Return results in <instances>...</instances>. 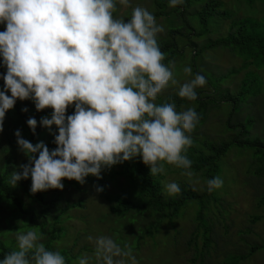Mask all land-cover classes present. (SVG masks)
<instances>
[{
  "label": "clouds",
  "instance_id": "9594fccd",
  "mask_svg": "<svg viewBox=\"0 0 264 264\" xmlns=\"http://www.w3.org/2000/svg\"><path fill=\"white\" fill-rule=\"evenodd\" d=\"M184 2L167 0L170 8ZM118 6L132 8L127 22L115 15ZM0 25L5 26L0 66L6 68L0 73V133L17 100H30L37 111L52 109L51 117L39 123L54 135L56 145L50 150L43 141L33 144L16 130L18 149L28 163L16 166L9 186L30 177L32 194L63 190L65 179L83 185L89 175L102 179L104 171L137 157L151 176L165 174L168 164L194 177L187 152L200 115L194 107L178 111L174 102L156 101L173 86L180 98L195 101L207 80L186 65L182 72L188 79L181 83L175 62L163 63L158 37L165 28L153 12L133 7V0H0ZM70 107L74 111L68 115ZM26 123L35 134L37 120ZM222 186L219 176L206 181L209 193ZM164 191L176 196L181 187L166 182ZM14 235L16 249L0 264H68L59 250L46 246L42 232L18 230ZM87 239L93 253L81 254L75 264H139L127 243L109 235Z\"/></svg>",
  "mask_w": 264,
  "mask_h": 264
},
{
  "label": "rangeland",
  "instance_id": "374dc122",
  "mask_svg": "<svg viewBox=\"0 0 264 264\" xmlns=\"http://www.w3.org/2000/svg\"><path fill=\"white\" fill-rule=\"evenodd\" d=\"M224 1L228 9L239 18L246 16L259 17L264 13V2L262 1H256L252 5L245 0ZM136 6L145 7L151 12L157 10L155 0H133V7ZM131 11L132 8L118 6L115 15L117 17H124L125 22H127ZM168 11L170 10L168 9ZM170 17L169 14L156 17L158 23L162 24L165 28L164 33L159 35L158 40L169 38L171 29L174 26L169 19ZM190 19L194 24L196 23L193 17L190 16ZM178 23L180 24V22ZM196 25L200 27V25ZM209 27V33L203 34L201 37L190 36L188 34L189 31L184 36L178 37L177 42L180 54L173 61L176 64L177 79L181 83L185 82L188 77L184 76L182 68L190 65L193 73H197L194 69L196 65V68L205 71L203 74L200 73L207 77V81L209 84H213L217 92L222 87L230 89L234 94L238 93L244 84L245 74L249 70L256 68L254 66L244 68L243 57L223 47L207 50L201 57H197L195 55L196 45L200 47L208 39H216L227 34L230 22L222 17H217L211 21ZM232 69L238 70V73L233 77L224 76V74ZM259 71L262 75L264 74L262 70ZM206 72H212L215 75L223 74L224 77H210L205 74ZM208 82L205 87L199 88L197 91L202 89L212 94V89ZM219 86L221 87L219 88ZM177 91L178 87H169L162 95L158 96L156 103L162 102L169 94H176ZM218 99L217 95L213 98L216 101ZM242 105V110L238 113H232L231 105H225L221 109L210 110L206 122L191 133L192 137L199 139L207 138L215 142L222 139L223 141L228 140L232 134L239 133V130L226 132L225 126L230 116L233 115L234 119L242 120L247 114H252L258 118L254 133L258 136H263V96L261 94L259 96H248ZM51 112L52 110L46 117L50 118ZM3 129V132L0 133V167L6 170V166L8 165L11 171L8 174L9 176L14 170H17L16 166L28 163L26 157L19 151L14 135L16 130H21L18 126V114L14 109L6 113ZM8 131L12 133H8ZM24 136H26L25 133ZM24 136L22 134L23 138ZM235 149L238 150L237 148ZM236 150L229 152L227 157H224L222 160V164L224 162V170L220 177L223 179L224 190L222 189L221 191L224 192V196L220 197L218 204L223 206V209L222 214L217 213L213 218L215 222L213 224V239L216 240V243L211 247V255L208 257L206 264H226L227 259L233 254L249 255V258L241 261L240 264H264V206H261L260 202H258V198L264 193V174L261 175L256 172L254 167L251 168V171H247L251 155L239 153ZM13 152L16 156L10 159ZM167 174L168 182L177 181L182 178L186 179L200 191L204 190L205 182L196 174L191 179L182 176L178 172L169 173L168 169ZM107 176L106 172L102 173V177H106V182L109 183V192L113 195L123 194L127 189V180L122 179L117 184L113 183ZM196 180L199 183H196ZM100 182L101 179L91 176V181L85 182L83 185L76 186L73 183L63 181V190L50 189L43 192L48 198L52 194H60L64 207L68 204H74L65 214L67 219L63 225L67 229V234L65 232L63 239L53 242L55 250L60 251L63 248L71 249V253L75 258L69 264H75L77 257L83 253H88L89 255L93 253L94 245L87 239L89 235L93 237L109 235L122 245L127 243L132 247L139 264H201L200 260L197 262L192 261L195 258L196 249L193 246L189 247L187 245L191 232L195 228L193 221L195 215L194 208H190L185 216L175 223L178 229L170 225L165 227L162 233L156 236V239L159 241L157 248L154 247L153 242L150 240L141 242L137 247L136 235L142 229L143 223L141 222L145 221V219L148 221V218L142 213H140L141 216L135 214L133 219H131L132 214L127 217H119L112 213L109 209L110 203L102 196L101 191H97V188H100ZM31 184L32 180L29 177L26 180L19 181L14 188L17 189L27 207L39 209L40 203L31 196ZM80 200L83 201L82 204H79ZM26 217L27 215L25 214H19L17 207L9 199L4 198L0 194V243L4 242L7 245L15 243L16 247L17 242L14 231H27L30 229L39 231L38 228L26 226ZM142 217L145 219H142ZM39 220L40 218H38ZM52 225L53 221H48L46 229L51 228ZM184 229L186 230L182 231ZM44 237L43 242L45 243L49 239V236L44 235ZM175 237H178L180 242H182L178 249L175 248L173 243ZM199 243L200 247L203 248L202 237L199 238ZM84 246L88 248L83 249ZM254 246H260V248L251 253Z\"/></svg>",
  "mask_w": 264,
  "mask_h": 264
},
{
  "label": "trees",
  "instance_id": "16d2710c",
  "mask_svg": "<svg viewBox=\"0 0 264 264\" xmlns=\"http://www.w3.org/2000/svg\"><path fill=\"white\" fill-rule=\"evenodd\" d=\"M245 1L250 5L254 4L256 1L264 2V0ZM155 3L157 6V10L153 12L155 16L160 17L169 14V16H171L169 19L172 25H174L171 29L169 38L158 40L161 51L165 54L163 63L168 64L169 61H174L176 56L180 54L179 44L177 42L178 37L184 36L188 31L190 36L194 35L195 37L208 34L211 21L214 18L222 17L230 22L228 33L216 39H208V41L200 47L196 45L195 55L201 57L207 50L223 47L243 57L244 68L254 66L264 73V13L259 17L246 16L239 18L228 9L224 0H185L184 4L176 8H170L167 0H155ZM168 9L170 11H168ZM131 12L129 13V18ZM190 16L196 21L195 24L191 21ZM178 22H180V24ZM196 24L200 25V27ZM4 30L5 26L0 25V31ZM0 64H2V62H0ZM194 69L202 74L205 72L196 68V65ZM256 69L249 70L245 74L244 84L238 93L234 94L230 89L222 88L221 86H219L221 90L218 91V93L213 84H209L207 81L212 89V94L202 89L198 90V99L195 101L182 99L177 94H169L159 103L165 101L174 102L178 111L181 110V106H183V108L186 106L194 107L200 115V122L196 127L199 128L206 122L210 110L221 109L225 105H231L232 113H238L241 112L243 107L242 103L247 100L248 96H259L261 94L264 100V74L262 75V73H260V71L258 72ZM237 71L236 69H232L224 74V76L233 77L238 73ZM5 72L6 68L0 66V73ZM205 74L210 77L223 76V74L215 75L212 72H206ZM206 80H208L207 77ZM3 86L4 81L0 79V90H3ZM7 94L10 96V92ZM215 95L219 97L217 101L213 100ZM24 108H27L28 111L23 112L22 109ZM13 109L18 114V126L21 128V134H23V136L24 133L26 134L24 139H27L33 144L43 141L50 150L56 147L53 142L54 135L50 134L49 130L42 127L39 123L52 109L37 111L34 103L30 100H17ZM73 111L74 108L70 107L67 110V114L70 115ZM29 118H35L38 122L35 134H33L27 126L26 121ZM257 121L258 118L252 114H247L242 120H236L233 115H231L225 126L226 132L239 130V133L232 134L228 140L223 141L222 139L215 142L207 138H193L194 143L188 149L187 155L189 159L193 161L192 171L205 182V187L202 191L191 185L186 179L181 178L176 181L181 187L180 194L168 196L164 191V183L168 182L167 169L169 173H181L182 170L173 165L165 164V174L151 176L150 168L146 166L139 157L104 171L108 175L107 178L113 183L119 184L122 179L127 180V189L124 193L113 195L109 192V183L106 182V177H102L100 188H102L103 191H101V193L110 203V211L119 217H127L132 214L131 219H133L135 214L141 216L140 213H142L148 218V221H146V219L142 217L145 221L142 220V229L139 234L136 235L137 247L141 242L150 240L153 242L154 247L157 248L159 241L156 239V236L162 233L165 227L170 225L178 229L175 223H177L179 219H182L190 208H194L195 215L193 221L195 223V228L194 231L191 232L187 245L189 247L193 246L194 249H196L195 258L192 259V261L197 262L200 260L201 264H206L208 257L211 255V247L216 243V240L213 239V224L215 223L213 218L217 213L222 214L223 206H220L218 201L221 196H224V192L221 191L223 186L209 193L206 188V181L209 178L221 176L224 170V162L222 164V160L224 157H227L229 152L235 151V148L238 149L236 151L239 153L251 155L247 171H251V168L254 167L256 172L261 175L264 174V131L263 136H258L254 133ZM52 131L58 134V130L55 126H53ZM9 132L10 131H8V133ZM15 156L16 154L13 152L10 159ZM10 172L8 165L6 166V170L0 167V194L3 195L4 198L9 199L17 207L19 214L27 215L26 226L38 228L44 235L49 236L45 244L47 247L55 250L53 242L63 239L65 232L67 234V229L63 225L64 221L67 219L65 214L74 204H68L64 207L60 194H52L51 197L48 198L43 194V191L31 195L34 200L40 203L39 209H31L23 202L17 189L6 183ZM63 181L80 186V183L75 180L65 179ZM90 181L91 175L86 177V182ZM258 202H260L261 206H264V193L258 198ZM82 203L83 201L80 200L79 204ZM38 218H40L39 221ZM50 220L53 221V225L51 228L46 229L47 223ZM185 230L186 229L182 231ZM200 237H202L203 240V248L200 247ZM173 243L175 248L178 249L182 242H180L178 237H175ZM11 244L7 245L4 242L0 243V258H3L6 253L16 249L15 243L13 245ZM84 248L88 247L84 246L83 249ZM257 248H260V246H254L251 253L255 252ZM60 252L66 257L68 264L73 262L75 257L72 255L71 249L63 248L60 249ZM247 258H249L247 254H233L227 259L226 264H240L241 261Z\"/></svg>",
  "mask_w": 264,
  "mask_h": 264
}]
</instances>
